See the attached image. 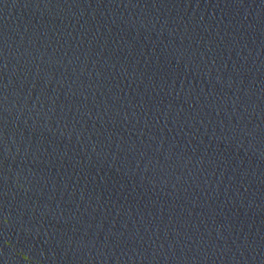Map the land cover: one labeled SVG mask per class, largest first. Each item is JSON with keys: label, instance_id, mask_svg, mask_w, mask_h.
<instances>
[{"label": "water", "instance_id": "water-1", "mask_svg": "<svg viewBox=\"0 0 264 264\" xmlns=\"http://www.w3.org/2000/svg\"><path fill=\"white\" fill-rule=\"evenodd\" d=\"M0 264H264V0H0Z\"/></svg>", "mask_w": 264, "mask_h": 264}]
</instances>
